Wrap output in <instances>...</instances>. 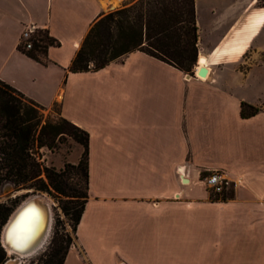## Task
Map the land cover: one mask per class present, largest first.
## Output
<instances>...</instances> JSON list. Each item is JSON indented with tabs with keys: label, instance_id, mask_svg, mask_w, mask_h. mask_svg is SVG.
<instances>
[{
	"label": "crops",
	"instance_id": "crops-1",
	"mask_svg": "<svg viewBox=\"0 0 264 264\" xmlns=\"http://www.w3.org/2000/svg\"><path fill=\"white\" fill-rule=\"evenodd\" d=\"M119 1L0 0V79L86 132L87 196L62 264H264V63L244 60L264 7L193 0L202 77L138 49L70 71ZM29 25L57 42L45 64L18 49ZM241 101L261 108L241 117ZM210 171L231 194L194 190Z\"/></svg>",
	"mask_w": 264,
	"mask_h": 264
},
{
	"label": "trees",
	"instance_id": "trees-1",
	"mask_svg": "<svg viewBox=\"0 0 264 264\" xmlns=\"http://www.w3.org/2000/svg\"><path fill=\"white\" fill-rule=\"evenodd\" d=\"M255 5L264 6V0H255ZM31 48L18 49L36 61L45 64L46 49L57 42L46 30L36 28L30 36ZM141 50L182 71H189L196 60V24L193 0H137L131 5L109 12L95 20L82 38L71 59L68 69L82 71L98 69L124 54ZM264 108V105L262 106ZM261 107L240 103V116L253 115ZM44 107L36 103L12 85L0 79V185L12 184L14 190L46 184L58 189L55 179L60 175L52 167L38 159L42 146L50 149L55 137L67 133L82 146L85 192L78 207L63 204L61 210L73 224L79 220L86 198L85 146L86 132L60 116L61 122L70 127L43 119ZM79 159L74 168L80 169ZM231 194L229 187L220 197ZM9 207L0 203V222L4 224ZM14 211V210H13ZM5 221V222H4ZM4 226V225H3ZM2 231V230H1ZM62 236L42 264H62L69 240L64 245ZM0 246V264L5 260Z\"/></svg>",
	"mask_w": 264,
	"mask_h": 264
},
{
	"label": "rangeland",
	"instance_id": "rangeland-1",
	"mask_svg": "<svg viewBox=\"0 0 264 264\" xmlns=\"http://www.w3.org/2000/svg\"><path fill=\"white\" fill-rule=\"evenodd\" d=\"M135 1L137 0L119 1L113 8H108L98 18L109 12L125 8ZM257 7L259 6H256L254 1V3L248 7L246 13ZM81 42L79 43V46ZM244 60L245 64L264 63V23L261 26L258 34L250 42V47L244 55ZM255 76L259 88L264 89V69L258 68L255 71ZM40 112L42 113L44 120L46 119L49 122L56 123L64 130H71L69 126L61 122L60 115L58 113V106L56 103L44 107V109ZM42 147L44 149L40 151L39 148L37 159L43 165L52 167L56 172L60 173V175L55 179V184L58 189H54L49 184H46L41 189L33 186L28 188H19L16 190H14L12 184L8 182H4L0 185V203H3L9 207V217L13 210L21 203V201H23L25 197L30 194H39L44 196L50 203L53 220L51 221L52 227L50 226L49 235L46 238L47 240H45L43 247H41L36 253L24 257L21 261V264H42L43 261L48 257V254L51 252V250L55 248L60 236H62L65 241L68 239L70 244L74 234L73 224L71 219L63 214L61 206L63 204H67L69 206L78 207L82 202L83 197L81 195H83L85 192L81 144L75 141L67 133H60L55 137L54 143L50 149L46 148L45 146ZM79 159L81 160L80 169H76L74 168V165ZM194 190L198 191L199 193H204L205 186L202 179L196 181ZM4 224H2V221L0 222V235ZM64 240L62 241L63 245L65 242ZM0 246H2L1 240ZM2 252L5 260L10 257H14V255L10 254L4 247Z\"/></svg>",
	"mask_w": 264,
	"mask_h": 264
},
{
	"label": "water",
	"instance_id": "water-1",
	"mask_svg": "<svg viewBox=\"0 0 264 264\" xmlns=\"http://www.w3.org/2000/svg\"><path fill=\"white\" fill-rule=\"evenodd\" d=\"M205 58L207 57L202 55L196 56V61L203 64L199 66L195 71L196 75L201 77L206 75L207 72L206 66L209 63V60H207L208 61L207 64L205 63ZM35 199H36L35 197H32L26 200L24 203H22L15 210V212L12 214V216L9 218V220L7 221V223L3 228V232H5V235L11 233L12 235L18 237V235L25 233L24 236L25 238L24 239L22 238L21 243L23 246H28V248L34 247L41 240L47 223V211L45 204L42 203L43 206H36L35 203H33ZM8 217L9 215L6 217L5 221L8 219ZM27 250L29 249H26V251Z\"/></svg>",
	"mask_w": 264,
	"mask_h": 264
},
{
	"label": "bare ground",
	"instance_id": "bare-ground-1",
	"mask_svg": "<svg viewBox=\"0 0 264 264\" xmlns=\"http://www.w3.org/2000/svg\"><path fill=\"white\" fill-rule=\"evenodd\" d=\"M116 4V3H115ZM115 4H113V6L111 8H113L115 6ZM197 62V61H196ZM199 66L203 65L202 63L198 62ZM35 197L36 199L33 201V203H35L36 206H43L42 203L45 204L46 207V211H47V223H46V228L44 231V234L41 238V240L37 243V245H35L32 248H28V246H23L22 245V238L24 239L25 237V233H22L21 235L15 236L12 235L11 233H8L7 235H5V232H3V228L5 226V224L7 223V221L9 220V218L12 216V214L15 212V210L22 204L24 203L26 200H28L29 198ZM10 217L8 218V220L5 222L2 231H1V235H0V240H1V244L2 246L10 253L13 254L14 257H10L7 260H4L3 263L5 264H21V261L24 257L30 256L34 253H36L41 247H43V244L45 242V240H47V236L49 235V230H50V226L51 225V221L52 219V214H51V208H50V203L48 201V199H46L44 196H41L39 194H30L27 197H25V199L23 201H21V203L14 209V211L11 213ZM8 245V246H5ZM14 249V250H12ZM26 249H29L26 251ZM18 252H16V251ZM21 251V252H19ZM25 251V252H22Z\"/></svg>",
	"mask_w": 264,
	"mask_h": 264
},
{
	"label": "built area",
	"instance_id": "built-area-1",
	"mask_svg": "<svg viewBox=\"0 0 264 264\" xmlns=\"http://www.w3.org/2000/svg\"><path fill=\"white\" fill-rule=\"evenodd\" d=\"M35 30V26L29 25L21 31L18 44H21L24 50L31 48L30 36ZM202 180L205 186L208 188L209 194H211V196H217L230 187L228 180L220 177L218 171H210L208 174L202 177Z\"/></svg>",
	"mask_w": 264,
	"mask_h": 264
}]
</instances>
